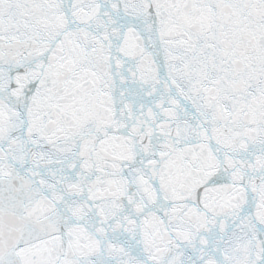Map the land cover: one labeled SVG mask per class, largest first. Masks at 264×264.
Here are the masks:
<instances>
[{
    "label": "snow or ice",
    "instance_id": "1",
    "mask_svg": "<svg viewBox=\"0 0 264 264\" xmlns=\"http://www.w3.org/2000/svg\"><path fill=\"white\" fill-rule=\"evenodd\" d=\"M0 264H264V0H0Z\"/></svg>",
    "mask_w": 264,
    "mask_h": 264
}]
</instances>
